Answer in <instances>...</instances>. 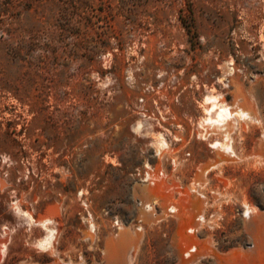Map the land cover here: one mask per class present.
<instances>
[{
  "label": "rangeland",
  "instance_id": "1",
  "mask_svg": "<svg viewBox=\"0 0 264 264\" xmlns=\"http://www.w3.org/2000/svg\"><path fill=\"white\" fill-rule=\"evenodd\" d=\"M214 95L262 120L238 121L236 157ZM263 127L264 0H0V264H232L245 203L264 213Z\"/></svg>",
  "mask_w": 264,
  "mask_h": 264
},
{
  "label": "bare ground",
  "instance_id": "2",
  "mask_svg": "<svg viewBox=\"0 0 264 264\" xmlns=\"http://www.w3.org/2000/svg\"><path fill=\"white\" fill-rule=\"evenodd\" d=\"M206 102H207V104L208 103L211 104V106L209 105L210 108L207 109V112L210 116L208 118H206L204 121L207 125H209L208 128L211 127L212 129H216V131L220 132L222 134L221 136L223 137V141L222 142H216L213 145L214 146L213 148H216L220 152V155L222 157H226V156L236 157V153L234 151V148L232 147L231 133L234 130V128H236L239 120H242V121L250 120V121L262 124V120L259 116L256 105L254 104V102H252V100H249L243 106H238V107L234 108L232 106L227 105L225 101H221L219 99V97H217L215 95L207 97ZM213 113H215L214 117H213ZM238 127L240 128L239 124H238ZM212 134H214V132ZM260 143L262 146L261 149L263 150V153H261L259 156L263 157V159H264V127H263V133H262V138H261ZM165 145L166 144L163 141V143L161 145L162 147H161V149H159L160 154H162ZM219 162H221V161H219ZM216 165H213L212 167H216ZM210 169H211V167L201 168V171L199 170L200 174L197 175V178L194 180V182L192 184L194 186V192L197 194L198 200L196 198L197 201H196V205L194 206L195 207L194 208L195 221H192L191 225L188 223L189 224L188 230H189L190 234H194L198 230V226L200 225L202 227L201 224L203 223V221H205L204 208L206 207V202H205L206 198L201 193H199V191L197 190L198 189L197 187L199 185H204V184L208 183V178H207L206 174L209 172ZM154 179H156V178H154ZM159 182H162V181H159ZM159 185H161V184H159ZM163 186H164V184H163ZM188 203H189V201H188ZM183 204H185V203H183ZM245 206L244 207L247 208V214H248V218L250 220L248 222V226L250 229L249 232H251V235H253V237H254V243L255 244H254L253 253H249V252L244 253V252L240 251L238 248L239 251H232L227 256V258L229 260H231L232 264H264V213H260L256 208H252L246 203H245ZM178 209H180V208H178ZM178 209L175 207V205L174 206L170 205L168 212L177 214ZM188 209H189V207H188ZM28 216L30 217V219L32 221H34L33 217H31L30 215H28ZM37 224L44 227L47 231L46 236L39 243L40 247L44 248V249L52 248L54 246V239L56 237L55 236L56 231L54 229L48 227V224H50V221L46 220L44 222H40ZM137 239H139V238H137ZM187 241H188V239H187ZM0 244L2 245V248L4 249V251H6L7 250L6 243L1 242ZM198 248H197V246H190V248L186 250V253H185V258L187 259L186 264L194 262L196 259L204 256L205 254H210V253L212 254L213 253V251L211 249H208L206 247L204 250L201 249L202 251L199 250ZM226 263H227V260H226Z\"/></svg>",
  "mask_w": 264,
  "mask_h": 264
},
{
  "label": "built area",
  "instance_id": "3",
  "mask_svg": "<svg viewBox=\"0 0 264 264\" xmlns=\"http://www.w3.org/2000/svg\"><path fill=\"white\" fill-rule=\"evenodd\" d=\"M145 175H146V177L148 178V179H152V178H154L155 177V174H153V172H151V170H147L146 172H145ZM203 195V194H202ZM204 196V195H203Z\"/></svg>",
  "mask_w": 264,
  "mask_h": 264
}]
</instances>
